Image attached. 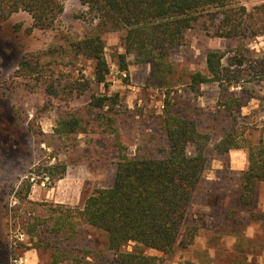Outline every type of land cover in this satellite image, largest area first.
Listing matches in <instances>:
<instances>
[{
    "label": "rangeland",
    "instance_id": "rangeland-1",
    "mask_svg": "<svg viewBox=\"0 0 264 264\" xmlns=\"http://www.w3.org/2000/svg\"><path fill=\"white\" fill-rule=\"evenodd\" d=\"M61 2L64 12L50 30L34 29L32 16L25 11L9 17L0 12V264H75L76 259L118 264L104 232L78 219L63 221L60 214L67 208H83L92 193L113 185L115 143H123L131 155L159 154L167 143L162 124L167 101L177 113L195 119L199 131L210 137L209 165L188 214V224L200 226L194 245L177 247L169 255L146 253L160 257L161 264H264V221L252 217L264 215V184L250 212L234 213L241 175L248 168L247 151L239 150V171L231 169L229 155L221 157L215 151L234 130L254 142L264 138V29L254 31L262 28L264 12L258 8L264 0H235L248 12L239 37L222 38L215 34L216 27L197 23L187 32L185 46L170 58L173 72L165 75L140 62L136 54L127 58L128 71H121L125 33L103 32L110 65L107 86L93 81L94 61L73 46L95 34L98 22L78 0ZM210 50L225 52L223 63L233 85L221 88L210 83L192 91L189 74L208 73ZM23 58L31 61L26 71L19 67ZM51 78L56 82L49 89L56 93L49 94ZM88 80L92 86L84 94L75 90L69 95L63 89L71 81ZM115 93L121 98L115 106L119 115L100 112L103 120L92 119L86 125L88 133H56L61 118L89 116L86 106L92 94ZM232 97H243L242 108L231 103L232 110L227 109L224 104ZM106 117L115 123L110 126ZM54 166L56 175L50 174ZM45 176L50 184L43 185Z\"/></svg>",
    "mask_w": 264,
    "mask_h": 264
},
{
    "label": "trees",
    "instance_id": "trees-1",
    "mask_svg": "<svg viewBox=\"0 0 264 264\" xmlns=\"http://www.w3.org/2000/svg\"><path fill=\"white\" fill-rule=\"evenodd\" d=\"M78 1L98 25L95 34L86 36L73 46L77 53L94 61L93 81L105 86L110 65L105 56L103 32L125 33V54L119 56L121 71H128L127 58L136 54L140 62L152 64L157 73L165 75L173 72L170 58L185 46L187 32L197 23H204L211 29L216 27L215 34L219 37L236 38L244 33L248 13L247 8L235 0ZM258 10L264 12V5ZM20 11L32 16L34 29L50 30L64 12V6L61 0H0L3 16L9 17ZM261 23L262 28L254 30L256 34L264 29V18ZM224 59L225 52L210 50L206 59L208 73L197 71L189 74L190 89L197 91L210 83H218L221 88L231 87L234 80L228 75ZM30 66L31 61L27 58L19 63L21 70L26 71ZM50 82L46 91L56 93L49 89L54 88L56 79L51 78ZM235 83L239 84V80ZM91 86L90 80L86 83L71 81L63 89L69 95L75 90L84 94ZM231 101L224 104L229 110H232L231 103L239 108L244 103L243 97H232ZM120 103L118 93L92 94L86 106L89 116L69 114L59 120L55 131L64 136L88 133L86 125L91 124L92 119L95 122L103 120L104 115L100 112L105 111L106 116L113 113L112 117L119 115L115 106ZM112 117H106L110 126L115 123ZM162 119L167 143L159 154L149 157L131 155L123 143H115L118 161L113 185L92 193L83 208H67L60 214L63 221L78 219L104 232L107 248L118 264H161L160 257L148 255L146 251L156 250L169 255L177 247L189 249L198 236L200 226L187 221L209 165L207 148L211 139L199 131L195 119L177 113L169 101L165 103ZM112 132L119 137L116 130ZM244 133L228 132L215 146L221 157L232 150L247 151L248 168L241 175L238 210L234 213L251 211L257 203L259 184L264 182V138L254 142L246 139ZM49 169L53 170L50 174L56 175L57 166ZM66 170L65 165L59 172L60 177ZM252 217L264 221V215L252 214ZM55 263H59L56 256ZM80 263L92 264L88 260L76 259L75 264Z\"/></svg>",
    "mask_w": 264,
    "mask_h": 264
},
{
    "label": "crops",
    "instance_id": "crops-1",
    "mask_svg": "<svg viewBox=\"0 0 264 264\" xmlns=\"http://www.w3.org/2000/svg\"><path fill=\"white\" fill-rule=\"evenodd\" d=\"M228 155H229V165H230L231 169L239 171V166H237L238 165L237 163H239V162H237V160L239 159V150H232L228 153ZM243 170H245V169H243ZM243 170H241V171H243ZM262 184H264V182L260 183L259 187Z\"/></svg>",
    "mask_w": 264,
    "mask_h": 264
},
{
    "label": "built area",
    "instance_id": "built-area-1",
    "mask_svg": "<svg viewBox=\"0 0 264 264\" xmlns=\"http://www.w3.org/2000/svg\"><path fill=\"white\" fill-rule=\"evenodd\" d=\"M50 177H48V176H45L43 179H42V183H43V185H45V184H50Z\"/></svg>",
    "mask_w": 264,
    "mask_h": 264
}]
</instances>
